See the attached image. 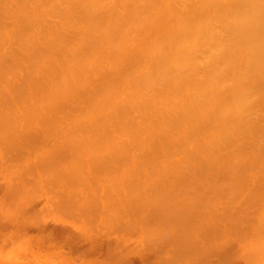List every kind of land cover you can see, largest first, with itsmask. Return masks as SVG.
Listing matches in <instances>:
<instances>
[{
	"label": "bare ground",
	"instance_id": "1",
	"mask_svg": "<svg viewBox=\"0 0 264 264\" xmlns=\"http://www.w3.org/2000/svg\"><path fill=\"white\" fill-rule=\"evenodd\" d=\"M106 10L111 12V17L108 13H105ZM118 11L122 14H117L116 12ZM100 15L102 17H100ZM105 15L108 16L106 17ZM105 17L107 19L104 20L103 18ZM46 75L48 76L45 79L44 77ZM0 83L4 84V88H0V134L2 136H0V143L3 142L1 143L2 145L7 141L6 144L8 146L4 144L1 150L7 149L6 152L10 153L8 155L9 157L11 156V159L15 160L18 158V164H15V167L18 169L19 166L17 165L21 162L20 158L23 159V154L26 151L22 153V150L18 149L17 151V148H23L27 140L29 141V139L33 138L35 135H37L36 138L34 137L35 140L31 139L30 143L34 141L37 146L40 144L42 147H44L45 142H47L44 137L46 134H50V136L54 138V140H52L53 138L50 139L53 141V145L52 143H46V145L50 144L49 147L47 148V146H45L46 148L44 147L40 152L44 159H42L39 152V154L35 155L42 159L41 164L39 159L35 157L40 163L38 166L37 164L35 165L41 170L40 177H43V172L45 176L50 172L52 175H50V180H53V176L61 178L60 176L65 172L62 176V179H64V181L62 180V187L65 185V188H63V191H60L63 194L59 193V190L56 188L59 187L57 185L59 180H57V184L53 183L56 187L49 184L51 189L54 187V189L56 188L55 190H57L56 193H53V190H51L53 194L57 195L59 193V196H57L58 198L62 196V198L60 197L61 199L59 198L58 200L57 198L52 201L48 200L50 203L53 202V207H55V204L57 205V209L56 207L55 209L58 212L61 210V215L64 214V217H66L65 215H68L67 212L72 213V211L69 210H75V208H77L76 211L78 213L73 211L72 214L74 215L77 213L80 217L85 216V218L87 216L89 217L90 214H94L96 217L98 214L97 212H101L104 214H100L104 216L101 219L100 215V223V221H103L104 217L108 215V213L105 214L107 209H113L114 211L112 210V212L115 215L112 217L118 215L120 217V214L123 212H121L120 207H117L118 205L116 206L118 209L114 207L117 203L115 204L112 200L115 198L113 196L114 192L118 194L119 188L121 189V194L123 190L124 194H126L129 199L131 197V200H133L131 202L129 201V206L133 209L131 211L123 204L128 209L126 210V216H129L126 219L128 221H126V223L124 222V224L122 221L123 219H120L119 222V218H116L118 222L116 220L115 222L112 220L111 216H108L104 219V224H101L102 226L99 223L97 224V226L99 225V229L106 226V228H108L109 223L112 221L116 224L114 225L115 227H113V231L114 229L116 231H121L118 228L122 229V227H124V229H127L128 227L129 232H127L130 234L132 225H134L133 228L137 229V222L142 218L139 222L141 226L148 220L146 226H144L145 224L143 225V235H148L147 233H149L150 229L153 230H151L149 236L154 235L155 230L157 231L156 228L154 229V226H158L156 224V222H159L158 219L162 222L159 223L161 228L166 227V230L169 229L170 232L174 230V234H172L173 232L171 233L174 236L180 233L179 235L185 237L186 235L184 234L188 232L186 239H181V237L177 235L178 238H175H177L179 242L176 243V241H174L177 244L175 245V243H173L175 238L170 235L168 230L166 231L163 228L168 236L165 234V231L162 233L163 231H161V229L157 231V237H161L159 242H161L166 235V240L164 239L163 241L166 243L172 241L173 246L177 247V250L176 247L173 249L174 251L176 250V252L178 251L177 253L179 256L174 253V251L171 252L172 247L170 248L169 246L168 251L174 255H170L169 258L167 257L170 260L166 258L167 263L165 262L166 264H173L174 256L177 258L181 255V259L185 252L186 256H189L188 254L191 252H193L192 254L196 253V251L197 253H203L202 250L205 248L204 252L207 253L206 249H208L212 243L210 240V244H208L210 238H207V235V239L203 237V239H205L204 241L208 240L206 241L207 243L202 241L203 244L201 242L203 244V246H200L202 250L198 246L196 248L193 244L194 241L199 240V237L195 240L189 237L190 240H187L188 235L192 236L193 227L198 228L197 226L192 225L193 227H190L191 225H186L190 223H188V219L190 220L193 216L191 219L194 220V215L199 217L201 215H198L200 211L201 213L203 212L204 216L201 215L199 218L203 216L204 219L207 218L210 222L213 221L212 223H208L207 219H205L209 226L215 222V218L219 221L218 223L223 220L226 227L229 226V231L227 232L229 236L231 231L234 230L237 234L232 233V235L235 234L234 236H239L240 233L242 234L238 237V241L241 243L242 239H245L243 240L246 241L243 242V246H246L245 252L242 251V253H238L237 251V254H242V257H246L242 258L244 262L246 259L248 260L249 233L247 237H245L246 235L244 233L249 232L248 229L250 227L246 229L247 227L245 226V232H243V230H239L241 228L238 227L244 228V226L238 223L243 221H245L243 222L244 224H246V222L248 223L247 219L249 213L246 212L248 215L246 219L245 211L248 210L249 212V205L252 206L250 204L251 201H249V199H252V195H250L251 192L257 189H255V187L259 188L256 190V193H259L258 190L264 189L260 188L259 185L255 183V179L257 180V178H255L256 175L261 179V183H264V159H262V154H264V124L261 123L262 120H264V0H0ZM64 118L65 121L63 122ZM34 124H39V126L42 125V128H46L42 129L39 127L41 129L40 131L39 128L37 129L36 126H33ZM57 125H60V127L58 128ZM21 126H23V130ZM31 127H34V130L36 129L38 133L35 134L31 130V134L30 130H27ZM17 129L20 130L16 131ZM4 131H6V133ZM27 133L31 136H29V139H26L28 137ZM2 134L4 136L6 135L5 138ZM11 134L13 136L17 135L16 138L19 136L21 142H18L19 138L16 140ZM22 135L26 136V138H23L24 136ZM42 137H44V139ZM12 139L14 141H12ZM24 139H26V141H24ZM59 139L60 143L56 146V142ZM66 139L70 141L69 144L66 143ZM43 140H45V142H43ZM30 143L25 145L29 148V152L31 151L30 146L34 144ZM63 145L69 148L68 158L65 156L67 159L61 160L62 162L64 161V163L69 161V166L66 164L67 162L65 163L68 171L62 168L59 169L61 161L59 162L60 159H58V161L55 160L61 156L59 153V155L57 154L59 157H56L54 150ZM40 147L41 146H38L39 151ZM15 149L17 152H15ZM4 151L5 150L2 151V156H4V154L6 155ZM18 152H20L22 154L20 156L23 157L19 156L16 158ZM48 154L55 155L54 159L53 156L51 157ZM48 156L54 161L51 159V162ZM35 158L33 161L34 163L37 162ZM45 158H48L49 160H47L51 163L49 162V164H47L48 161H46ZM43 161H45V164H43ZM53 162H56V164ZM57 164L60 166H57ZM20 165L23 169L24 165L21 163ZM28 165L30 167L32 166L30 163ZM40 165L42 166L40 167ZM29 166L26 168L32 169L33 171L34 167L29 168ZM46 166H49V169ZM55 167H59L58 171H63L58 172ZM38 168L37 170H39ZM30 170L28 171L32 173ZM13 171L16 172L14 169ZM22 171L23 173L27 172L25 168L21 170V173ZM55 171L59 173L60 176H57ZM68 172L69 174H67ZM251 174L253 175L251 176ZM33 175L36 176V174ZM91 175L92 177L97 176L98 179H100L99 185H96L94 181L90 180L93 182V187H97L94 189L98 191L100 187V192L106 193H102L101 195L99 192L100 197L103 196L101 199L105 198L103 201L104 204L107 203L106 205L102 203V205H104V209L102 206L103 210L101 209L100 203L97 202L99 198H97L96 194H94L93 197L86 192V194H89L88 196L96 199L94 202H92L93 198L91 197H88L89 200L87 201L86 199L88 198L84 200L85 194L83 196L84 198H79L78 191L87 186H84L86 183H84L85 181L83 178L86 176L89 178ZM23 178L25 179H23L24 181L22 180L23 184L27 181H31L30 185H33L34 188L36 187L37 190V186L34 185V180H28L26 177ZM41 179L43 180V178ZM71 179L73 181H71ZM68 180L71 181V184ZM45 181L47 180L43 182ZM48 183H50V181ZM59 183L61 184V182ZM66 184L67 186L71 185V188H67V191L71 193L67 192L64 194L67 187ZM46 185L48 184L46 183ZM33 187L32 190L35 192L36 190ZM46 187L47 186L43 188L47 189ZM19 189L18 187L16 191L14 190L15 194H17V192L18 194L23 193V191ZM27 190L29 192V189ZM19 191L22 193H19ZM203 191L210 193V195H205ZM120 193L119 197L123 200ZM74 194L75 196H70ZM64 195L70 196L69 200L67 196V198L63 197ZM31 196L35 195L33 194ZM106 196L109 197V199H107ZM201 196H208L207 199L211 196L209 200L204 197L209 203L206 202V205L203 204L200 200L202 199ZM6 197H8V195ZM64 198L66 201H61ZM77 199L78 201L79 199L82 201L84 200V203H81L85 205V208L82 205L83 209H81L83 211L80 209L81 204H79V208L77 207L79 205L75 206V201H77ZM197 199L200 200L202 204L197 202ZM26 200L28 201V199ZM106 200H108V202ZM256 200L259 199L256 197ZM25 201H20L18 204L21 206L23 204H21V202L26 203L27 201ZM29 201L32 202V200ZM54 201H57V203ZM78 201L76 203H79ZM90 201L93 203L92 205ZM114 201L116 200L114 199ZM219 201L223 204V206L222 204L221 206L226 212H224V216L221 215L222 217H226L224 219L220 216V213L223 212V208H220L222 209V211L220 210L221 212L216 211V206L220 207ZM242 201L244 204H247L246 206L244 205L245 207H243ZM72 202H74V205L71 204ZM109 202L111 203L108 204ZM216 202L219 204L217 205ZM255 202L254 204H256ZM240 203L242 206L239 205V208L235 207ZM28 204L23 206V209L16 204L20 209H15L16 211H21L23 214L25 211L28 213L29 211L26 209ZM32 205V203L29 205V207H32V209L29 208L31 210L29 214L30 218L34 217L35 219L40 213H38L39 211L33 212L32 210H36V206L33 207ZM191 205H197V207H195H199V209H192ZM261 205L262 207L260 206L258 208L260 210L264 209V203ZM9 206L11 207L12 205L9 204ZM59 206L64 207L59 208ZM89 206L93 208L91 207L89 209ZM96 207L100 208L98 209ZM135 207L138 211H143H140L143 213V216L134 221V218L136 219V216L139 215ZM140 207L141 209L139 210ZM43 208L42 206L41 209L45 210ZM200 208L205 209V212ZM235 208L236 210L238 208V212L240 210V217L239 213L234 211ZM64 209H66V212ZM190 209L193 210V212ZM42 210L40 211L42 212ZM84 210L86 213L90 212V214L86 216ZM155 210H157L158 213L157 211L155 212ZM94 211L97 212L94 213ZM115 211L120 214H117ZM206 211H209L210 214H208L210 216L206 214ZM261 211V214L256 213V211H254L255 213L252 212L254 215L257 214L255 215L257 218L259 217L258 222L256 223L254 222L256 220H254L253 223L260 224L259 226L253 224V226L258 227L260 231L264 230L259 229L264 228V225H262L264 224L262 223L264 222L262 221L264 220V216H261L264 215V210ZM31 212H33L34 215L35 212H37L36 216H33V213L31 215ZM130 212L133 214L135 213V217L132 218ZM175 212H182V219H175L178 214ZM211 212H214V217H212L213 214ZM241 212L243 213L241 214ZM156 214L158 218L149 221L151 216L154 215V217H156ZM258 214L260 216H258ZM46 215L47 214L44 216ZM73 215H71L72 219ZM181 215L179 217H181ZM231 215H233L234 218H232ZM237 215L238 219H236ZM254 215L250 218H254ZM109 217L111 220H109ZM219 217H221V220H218ZM77 218L80 219L79 216ZM91 218L93 217L88 218L89 222ZM203 218L201 219L203 220ZM34 219L32 218V221L36 220L34 224L38 226L39 223H36L38 219ZM163 219H167L168 221L174 219V224H172V221L168 224V221H164ZM235 219L236 221L238 220V222H236ZM84 221H87V219ZM184 221L186 224H183ZM89 222L87 223L90 224L89 227L93 231L94 221H92L93 225ZM164 222H167L166 226ZM0 223H2V221H0ZM105 223H107V225H105ZM154 223L155 225H153ZM202 223L203 222L200 221V224ZM218 223L216 222V224L214 223V226H212L214 230L213 233L216 236L215 239L213 238V234V237H211V234V236H209L214 240H216L218 235L221 236L218 237L219 239H225L226 237V235H223L224 232H222V234L217 233V231H222L221 228V230H218L219 228L217 227L219 225L222 226V223ZM113 224H111V228ZM149 225L151 227H149ZM168 225L172 227L171 229H174L171 230L167 227ZM206 225V223L204 226L199 225L201 229L198 231L199 234L197 231L195 232V236L202 234V237L206 234L205 231L207 233L211 232L210 230L212 228L210 227L211 229L209 230L208 225ZM235 225H237V227ZM3 226L4 224L2 223V227ZM70 226L68 225V228ZM188 227L192 228V230ZM204 227H207L208 230L203 229L201 232L200 230ZM106 228L105 231L102 232H106L105 235L108 232L111 234L112 230L110 229L111 231L108 230L107 232ZM146 228L149 229V231ZM235 228L240 232L239 235ZM185 229L189 230L185 232ZM254 230H256V228ZM94 231L96 230L94 229ZM145 231H147V233ZM224 231L226 232L227 230L224 229ZM125 232L124 230V233ZM48 233H50L49 230L45 235H42L44 237L43 241H46V236L49 238L50 234ZM159 233L162 236L159 235ZM88 234H90V232ZM163 234L165 235L163 236ZM146 235L142 237L143 240L147 238ZM42 236L39 238L41 240L39 241L41 245H43V243H41L43 242ZM234 236L232 237L236 240L237 237L234 238ZM17 237L18 236H16L17 240L15 238V240L13 239L14 241L11 239L12 241L10 243L6 237L8 242L5 240L7 243H5L6 245L3 244L5 246L1 249L5 254L3 255L2 253L0 257L3 256L7 258L6 255L9 254L10 250L5 251L4 249L5 247L9 249L11 243V245H13L14 242H18L19 239ZM21 238H24V236H21ZM33 238H36V236ZM30 239L33 242L32 238ZM148 239L149 238H147V242H145L147 243V247H151V243L153 242H155L156 246L158 245V242L156 243V238V241L153 240L154 238L152 239L153 241L149 239L151 243L149 242L150 244L148 245ZM108 240L109 239H107L106 242ZM191 240H194L193 243ZM27 241L28 239L23 242L21 241L22 245H24V242L28 245L29 241ZM188 241L189 245H187ZM217 241H219V243ZM217 241L215 242L218 246L222 240ZM227 241L229 240L227 239ZM180 242H183L186 248H188L187 246L194 245L196 250L193 248L192 251L190 246L189 248L191 251L188 252L185 247L179 246L181 248L180 250L178 247ZM190 242L193 245L190 244ZM57 243L59 244V242H56V244L54 242V246L52 244H47V246L43 245L42 249L49 248V251H51L50 249H56L59 252V256H61L60 251H62V254L63 250H61L62 247ZM197 243L195 244L198 245ZM222 244L224 245L225 243ZM57 245L61 248H57ZM206 245L209 246L207 247ZM69 246L71 245L67 247ZM81 246L79 247L80 252L76 250L81 253V258L82 254L83 257L87 254L86 258L90 256L92 259L91 261H93L94 258L91 256L93 253H90V251L88 252L90 255L87 252L85 253ZM84 246L86 247V245ZM213 246L215 249L211 247V250H214V252L217 251L216 253L221 250L220 252L222 254L224 253V251H222L224 248L222 247H226L227 243L226 246L222 247H216L215 244ZM243 246L240 248L244 250ZM17 247H19V245ZM28 247L29 245L25 247V249L34 254L35 250H31L33 247H29V249ZM19 248L21 249V247ZM40 248H37V253L41 252ZM71 248H69V250H71ZM80 248L82 249L80 250ZM182 248L185 249V252H183L184 250L182 251ZM216 248L220 250L218 251ZM162 249L163 248H161L160 251H162ZM210 249L207 251H209L211 256L215 253L211 254ZM13 250H15V247ZM13 250L10 253V258L16 257L17 251L15 250L16 252H14ZM104 250H106V248ZM76 251L75 254L77 253ZM52 252L46 254V252L42 250L41 253L43 254L40 253L38 256L40 257L43 255L44 260L45 257L46 260L50 258L56 259ZM179 252L181 254H179ZM103 253L104 254L101 255L105 256L102 257L105 259L106 255H111L112 257L114 255L109 254L110 252L108 253V250ZM155 253L157 252L155 251ZM205 253H203L204 260H211V262H213L215 258L208 259L207 257L209 254L205 255ZM18 254L20 255V253ZM64 254L68 253L64 252ZM192 254H190V256ZM27 255L30 256L31 254L28 253ZM78 255L79 254H77V256ZM115 255L118 256V253ZM111 256L108 257V261L105 260L107 263L113 264L115 261H118L116 264H123V262L128 260V264H131L129 259L126 258L125 260V258L123 259V257H120V252V258L116 256L112 258ZM157 256L160 259L161 256H159V253H157ZM197 256L198 258L195 259L191 257V259H195V262H197L199 255L195 257ZM202 256L203 255L200 256V259ZM33 257H36L35 254ZM58 257L59 263L67 258L64 256L65 258L62 257L61 260ZM170 257H172V260ZM229 257H231L230 254ZM110 258L112 260H110ZM29 259L30 257H28L27 260L28 264ZM69 259L71 258H67L66 261ZM188 259L189 262L192 261L190 258ZM175 260H178L176 264H179V258ZM180 261H182V259ZM37 262L39 263V261ZM199 262V264H201L202 261L199 260ZM214 262H216L214 264H220V262L216 260ZM0 263H3L1 259ZM74 263L76 264V262ZM94 263L102 264V262L100 263L98 260ZM185 263L188 264L187 262ZM203 263L204 261L202 264ZM87 264L89 263L87 262ZM90 264H92V262ZM192 264H194V262Z\"/></svg>",
	"mask_w": 264,
	"mask_h": 264
},
{
	"label": "rangeland",
	"instance_id": "2",
	"mask_svg": "<svg viewBox=\"0 0 264 264\" xmlns=\"http://www.w3.org/2000/svg\"><path fill=\"white\" fill-rule=\"evenodd\" d=\"M154 2V1H153ZM110 11H108V10H106L105 11V13H108L109 15H110V17H111V12L109 13ZM113 12H115V11H113ZM121 12H123V11H121ZM105 13H103V14H105ZM117 14L119 13V11L118 12H116ZM115 14V13H114ZM119 14H122V13H119ZM106 17L108 16V15H105ZM100 17H102L101 15H100ZM103 18L104 20L105 19H107V18ZM109 17V18H110ZM47 76L48 75H46L44 78L46 79L47 78ZM0 88H4V84L3 83H0ZM0 121H1V119H0ZM65 121V118L63 119V122ZM262 124H264V120H262V122H261ZM4 124V123H3ZM2 125V124H1ZM33 126H36L37 127V129L40 127V128H42L41 126H39V124H34ZM44 126V125H43ZM22 127V130H23V126H21ZM57 127L59 128L60 127V125H57ZM3 128V127H2ZM17 128V127H16ZM39 128V130L41 131V129ZM46 128V127H45ZM44 127L42 128V129H45ZM14 130H15V128H14ZM18 130H20V129H17L16 131H18ZM26 130V129H25ZM27 130H30V133L33 131L35 134L36 133H38V132H36V129L34 130V127H31L30 129H27ZM32 130V131H31ZM43 131V130H42ZM47 131L49 132V130L47 129ZM3 132V131H2ZM5 133H6V131H4ZM22 132V131H21ZM20 132V133H21ZM25 132V131H24ZM4 133V134H5ZM12 133V132H11ZM10 134V133H9ZM13 134V133H12ZM11 134V135H12ZM22 134H23V132H22ZM25 134V133H24ZM28 134V133H27ZM32 134V133H31ZM3 135V134H2ZM14 135H15V133H14ZM34 135V134H33ZM33 135H32V137H33ZM43 135V134H42ZM0 136H1V134H0ZM4 136V135H3ZM6 136V135H5ZM5 136H4V138H5ZM17 136V135H16ZM16 136H13L12 135V137H15L16 138ZM21 136V135H20ZM22 136H24V135H22ZM28 137L26 138V136H24L23 138H26V139H29V136H30V134H28L27 135ZM36 136L37 135H35L34 137L36 138ZM50 136V134L48 135V134H46L44 137H45V139L47 140V142H45V140H43V142H45V146H47V148L49 147V145L47 144L46 145V143H52V145H53V141L52 140H54V138L53 137H49ZM2 137V136H1ZM9 137H10V135H9ZM11 137V138H12ZM31 137V136H30ZM34 137L33 138H31V139H34ZM44 137H42L43 139H44ZM49 137V138H48ZM8 138V137H7ZM14 138V139H15ZM18 138H19V136H18ZM18 138H16V140L18 139ZM22 138V139H23ZM53 138V139H52ZM26 139H24V141H26ZM31 139H29V141L27 140V143H30L31 141ZM50 139H52V140H50ZM10 140V139H9ZM35 140V139H34ZM2 141H3V138H2ZM12 141H14L13 139H12ZM23 141V140H22ZM66 141V143H68L69 144V140H65ZM10 142V141H9ZM18 142H21V139L19 138V141ZM1 143H3V142H1ZM1 143H0V145H1ZM6 143H7V141H6ZM6 143H4V144H6ZM12 143V142H11ZM25 143V142H24ZM26 143V144H27ZM32 143H34L33 144V146H30V145H28V146H30L31 148V153L29 152V148L28 147H26L25 145L23 146V148H21V147H19V148H17V151H18V149H21L22 150V153H24L25 151V153L23 154V156H20V155H22L20 152H18V156H16V158L17 157H23V159L22 158H20L21 159V164L22 165H24L23 166V169H22V166L20 165V163H19V165H17V166H19L18 167V169L15 167L16 165L15 164H18V158L17 159H11L10 157H9V155L8 154H10L9 152H6V150L7 149H3V150H5L4 152H6V155L4 154V156H2V154H3V150H1V148H2V146L4 145V144H2L1 145V147H0V221H2V223L4 224V226L2 227V223H0V225H1V227H0V256L2 255V253H3V250H1L2 249V247L4 248V246L6 245L5 243H7L8 241H9V243L15 238L16 239V236H18L17 238L19 239L18 240V242L21 244H19L18 242H14V244H16V245H9V247H8V245H7V247L9 248V249H7L6 247H5V251L6 250H10V252H9V254H7L6 256H7V258H5V257H0V259H1V261H3V263L2 264H10L11 262V264H18L19 262V264H28V257H30V259H29V264H43V263H45V264H58L60 261H58V259H57V257L59 256V252H58V250H56L53 246V243L55 242V244H56V242H59V246H61L62 247V249L61 250H63V253L61 254V252L62 251H60V255L61 256H59L58 258L59 259H61L62 257H67V258H71V259H69L68 261H66L67 260V258H65V259H63V261H61V263H59V264H75L74 262H76V264H87V262L90 264L91 262H92V264H95L94 262H96L97 260H98V262H102V264H110V263H107V259H109L108 257H110L111 255H109V254H117L118 253V256L117 255H115L116 257H118V258H120V257H123V259L125 258V260H126V258L127 259H129L130 261H131V264H163V263H167V259L169 258V256L171 255H174V254H172L171 252L172 251H174V247H176V246H173V244H172V241H168V243H166V242H164L163 240L165 239V237H166V235L168 236V234H167V230H168V232L170 233V235H172V234H174V228L173 229H171L172 227L170 226L169 227V225L167 226V227H169L171 230H173L172 232H170V230L169 229H167L166 230V227H163V228H161L160 226V224L159 223H162V222H160V220L158 219V221L159 222H156V224L158 225L157 227H155L156 225H155V223L153 224V225H155L154 226V229L156 228L157 229V231H160V229H161V231H163L162 233H164V231H165V234H163V236L165 235V237L161 240V242H159L160 241V236H158L159 237V239H158V237H157V235H158V232L155 230V232L154 231H152V232H154V235L153 236H156V237H153V236H149V233L151 232V230H153V229H150V231H149V229H147L148 231H149V233H147V231H145L148 235H146L147 236V238H149L150 240H152L153 238V240L154 241H156L155 240V238L157 239V241H156V243L158 244L157 246L155 245V242H153V243H151L150 242V240L148 239V245L151 243V247H147V243H145V242H147V238H145L144 240L142 239V237H145V235H143L144 233H143V230H142V228L144 227V226H146V222L148 221L147 220V218H146V222L144 223V224H142V226H141V224L139 223L140 222V220H142V218L140 219V217H142L143 216V213H141L140 211H142V210H140L141 209V207L139 208V210L140 211H138L137 209H136V207H138V206H136L135 207V209L139 212V215L138 216H136V219L134 218V221L135 220H138V219H140V220H138V222H137V229L136 228H133L134 227V225H132V229L131 228H129V229H131L132 231H130L131 233L130 234H128V227H127V229H124V227H122V229L121 228H118V229H120L121 231H116L115 229H114V231H113V227H115L114 225H116L115 224V222L117 221L118 222V218H119V222H120V219L123 221V223L125 222L126 223V221H128V220H126L129 216H126L127 215V212H126V210H128L127 208H129L130 210L129 211H131V210H133V209H131V207L129 206V201L131 202V201H133V200H131V197H130V199L128 198V196L126 195V194H124V192H123V190H122V194L120 193L121 191V189H119L118 188V194L116 193V192H114V199L117 201H114V199H112L113 200V202L116 204L115 206H114V204H113V206L115 207V208H117V207H120V209H121V212H123L122 214H120V213H117L116 211V213L117 214H120V217H119V215L118 216H115V217H112L113 215H115V214H113V212H112V210L113 209H107V211L105 212V211H103V212H105V214H107L108 213V215L106 216V217H108V216H111L112 217V220L113 221H115V222H110L109 223V226H108V228H106V227H103V228H98V226H97V224L99 223V219H100V215L101 214H104V213H101V212H97V211H94V213L95 212H97L98 214L96 215V217H95V215L93 214H90V212L88 213H86V211H85V215L87 216V215H92V216H90L89 215V217H93V218H91V220L92 221H94V225H93V223H92V221L90 220V222L88 221V218L86 217L85 218V216H81L80 217V215H78L77 213V208H75V210H69V211H72V213H73V211L75 212H77L76 214H77V217L79 216V218L80 219H78L77 217H76V214H74L75 215V219H74V215L72 214V213H69V212H67L68 213V215H65L66 217H64V214H63V212L65 211L66 212V209H64V211L62 212V214L63 215H61L60 213H61V210L58 212L56 209H57V205L55 204V207H56V209H55V207H53L54 206V204H52V203H50V201H48V200H56V198H57V200L61 197L62 198V196H60L59 198L57 197V196H59L58 194L59 193H62V192H60L61 190L63 191V188H65V185H64V187H62L63 185V181H64V179H62V176H63V174L65 173V172H63V174H62V176H60L59 175V173H57L56 171H58V168H56L55 167V169H57L55 172L57 173V176L59 175L61 178H56L55 176H53L52 177V179L53 180H50L49 178H50V175H51V173L50 172H48V174H46L47 176H45V173L43 172V177H40V172H41V170L38 168V167H36V165L35 164H37V166L41 163L42 164V159H44V157L43 156H41L42 154L40 153L41 151H42V149L45 147L44 145V147H42V145H40V144H38V146H41L40 147V151H39V148H38V146L36 145V142H32ZM32 143H30V144H32ZM58 143H60V139L59 140H57V142H56V146H57V144ZM10 144V143H9ZM13 144V143H12ZM16 144V143H15ZM20 144V143H19ZM44 144V143H43ZM67 144V145H68ZM14 145V144H13ZM17 145V144H16ZM16 145H15V148H16ZM51 145V146H52ZM6 146H7V144H6ZM10 146V145H9ZM35 146H37V147H35ZM69 146V145H68ZM68 146H66V145H63V146H60V147H58L56 150H54V154H56V157H59L58 155H59V153H60V156L62 157V159H61V157L60 158H56L55 160H57L58 161V159H60L59 160V162L61 161V160H66L67 158H68V152H69V148H68ZM8 147V146H7ZM35 147V148H34ZM4 148H6V147H4ZM26 148V149H25ZM46 148V147H45ZM36 150V152H35V150ZM65 149V150H64ZM10 150V149H9ZM13 149L11 148V151H12ZM58 150V151H57ZM64 150V151H63ZM16 151V149H15V152H17ZM60 151V152H59ZM63 151V152H62ZM13 152V151H12ZM14 152V153H15ZM40 153V156L42 157V159H40V157L38 158V157H36L35 155L36 154H39ZM56 152V153H55ZM63 153V154H62ZM67 153V154H66ZM53 154V153H52ZM58 154V155H57ZM8 155V156H7ZM16 155V154H15ZM49 155V154H48ZM14 156V155H13ZM49 156H53V159H54V156L55 155H49ZM48 156V157H49ZM65 156L67 157V158H65ZM39 159V161H40V163H39V161L36 159ZM51 157H49L50 158V161H51ZM13 158H15V157H13ZM34 158L36 159V163H34L33 161H34ZM64 158V159H63ZM19 159V160H20ZM46 159V158H45ZM48 159V158H47ZM46 159V161H48ZM52 159V160H53ZM262 159H264V154H262ZM15 161V162H14ZM50 161H48L47 162V164H49V162ZM54 161V160H53ZM26 162V163H25ZM52 162V161H51ZM50 162V163H51ZM67 162V163H66ZM65 163L66 164H68L69 163V161H66ZM14 163V164H13ZM30 163V165L32 164V166L30 167L28 164ZM53 163H55L56 164V162H53ZM52 163V164H53ZM61 163V164H60ZM59 164L62 166H60V165H58L57 164V166H60V168L59 169H63V170H67L68 171V169H67V165H65V163H64V161L62 162H60ZM11 164H12V166H11ZM27 164V166H29V168H33L34 167V169H33V171H32V169L30 170V169H28V168H26L25 167V165ZM43 164H45V161H43ZM46 164V165H47ZM51 165V164H50ZM9 166V167H8ZM42 165H40V167H41ZM53 166V165H52ZM68 166H69V164H68ZM44 167V166H43ZM46 167H48V169H49V166H46ZM45 167V168H46ZM251 167V166H250ZM8 168V169H7ZM16 168V169H15ZM19 168H21V169H19ZM24 168L26 169V171L27 172H24L23 173V171H22V173H21V170H24ZM36 168V169H35ZM37 168L39 169V170H37ZM51 168V167H50ZM54 168V167H53ZM251 168H253V167H251ZM13 169L16 171V172H14L13 171ZM43 169V168H42ZM28 170H30L32 173H30ZM44 170V169H43ZM42 170V171H43ZM62 170V171H63ZM112 170V169H111ZM249 170H250V168H249ZM7 171V172H6ZM35 171V172H34ZM47 171V170H46ZM49 171V170H48ZM59 171H61V170H59ZM58 171V172H59ZM61 171V172H62ZM29 172V173H28ZM71 172V171H70ZM252 172H253V169H252ZM255 172V171H254ZM47 173V172H46ZM56 173H55V175H56ZM251 173V172H250ZM33 174H36V176H34ZM67 174H69V172L67 173ZM25 175V176H24ZM253 174H251V176H252ZM255 175H256V173H255ZM254 175V176H255ZM52 176V175H51ZM67 176V175H66ZM87 176H89V175H87ZM87 176L85 177V178H83V180L85 181H83L84 183H86V184H84V186H86V188H87V190H86V188L84 189V188H82V190H83V192H82V190L80 189V191H78L79 192V198H82L83 196H84V194L86 195L85 196V198H84V200L86 199V198H88V197H91V196H88L89 194H91L93 197H94V194H96L97 195V198H99L98 199V203H100V206H101V209H102V206H103V209H104V205H106L107 203H105L104 204V199H101V198H103V196L102 197H100V194H99V192L101 191V188L99 187V189H98V191H96V189H94V188H97V187H93V182H91L90 180H92V181H94V183H96V185H99V180L100 179H98V177L97 176H95V177H92V175H91V177H89V178H91V179H89V178H87ZM23 177H26L28 180H34V185H36L37 186V190H36V187L34 188L33 187V185H30L31 184V181L29 182V181H25L26 183H24L23 184V181L25 180ZM30 177H32V178H30ZM49 179H47V178ZM41 178H43V180L41 179ZM46 178V179H45ZM64 178V177H63ZM67 178H70V177H67ZM66 178V179H67ZM255 178H257V180L255 179V183L256 184H258L259 185V187L260 188H264V183H261V179H259V177L256 175L255 176ZM24 179V180H23ZM55 179H56V182H55ZM65 179V180H66ZM79 179V178H78ZM23 180V181H22ZM42 180V181H41ZM44 180H47L48 182L50 181V183H48L47 181H45V182H43ZM57 180H59V182H61V184L57 181ZM63 180V181H62ZM82 180V179H81ZM22 181V182H21ZM52 181V182H51ZM69 181V180H68ZM71 181H73L72 179H71ZM71 181H69V183L71 184ZM33 182V181H32ZM45 184H43V183ZM57 182H58V184H57ZM66 182V181H65ZM46 183L48 184V185H46ZM53 183L54 184H57L59 187H56V186H54L53 185ZM43 184V185H42ZM51 186H54V187H56L59 191V193L56 195V194H53V193H56L57 192V190H55L54 189V187H52V189H51V187H50V185ZM65 184V183H64ZM83 184V183H82ZM36 190L35 192H34V190H32V187ZM45 186H47L46 188L47 189H44L43 187H45ZM66 186H67V184H66ZM71 185H69V186H67L66 187V190L64 191L65 193L64 194H66L67 192L68 193H71V192H69V191H67L68 189V187L69 188H71L70 187ZM83 186V185H82ZM256 186V185H255ZM19 187L20 189L19 190H21V191H23V193L21 192V191H19V193H22V194H18V192H17V194H15V191L17 190V188ZM50 187V188H49ZM62 187V188H61ZM259 189L258 187H255V189ZM27 189H29V192H28V190ZM30 189H31V192H30ZM90 189V190H89ZM254 189V188H253ZM256 189V190H257ZM15 190V191H14ZM45 190H48V191H50L51 192V190H53L51 193L50 192H48V191H45ZM70 190V189H69ZM72 190V189H71ZM85 190V191H84ZM205 190V189H204ZM208 190V189H207ZM206 190V191H207ZM256 190L254 191V192H251V194L250 195H252V199H249V201H251V205L252 206H250L249 205V212H248V210H246L245 211V215H246V219H247V217H248V215H249V217H248V219H247V221H248V223H249V226H248V223L246 222V224H244L243 222H245V221H243V222H241V223H238L239 225L240 224H242V226H244V228L243 227H238V228H241V229H239V230H243V232H245L244 231V229H245V226L247 227L246 229H248L249 227V232H247V233H244L246 236L245 237H247V234L249 233V257H247L248 258V260H247V262H246V260H245V262H244V259H242V258H246V257H242L243 255L241 254V255H239V254H237V251H238V253H242V251H244L245 252V245L243 246V242H246V241H243V240H245L243 237V239H242V242L240 243V241H238V237H240L242 234L240 233V232H238L237 231V229H236V231L238 232V235H239V233H240V235L239 236H234L235 234H237V233H235V230L234 231H231V233H230V236H229V234L227 233L228 231H229V226L228 227H226V225H225V223L223 222V220H221L220 218L222 217L221 215H223L224 216V214L226 213L225 212V210H224V208L222 207L223 206V204L222 203H220V201H219V203H217V205L219 204V206L220 207H218V206H216V208H217V210L216 211H222V209H220L221 207L223 208V212H221L220 213V216L221 217H219V219L218 220H221L220 221V223H218L219 221H217V219H215L214 218V220H215V224H216V222L218 223V224H221L222 223V226L221 225H219V226H221V227H219V226H217L219 229L218 230H221L222 229V231H217V233L218 234H222V232H224L223 233V235L225 236L226 235V237H225V239H226V241H227V239L230 241H225V239L224 238H218L220 235H218V237L216 238V240H214L215 239V234L213 233V227L212 226H214L213 224L211 225V226H209V220L207 219V218H205V219H207V221H208V223L206 222V220L203 218V212L201 213L200 211H199V213H198V215L199 214H201V215H203L201 218H203V220L201 219V218H199L198 216H196V215H194V220H192L191 218L193 217H191L190 215H192V214H190L189 216L191 217L190 218V220L188 219V223L189 224H186L185 223V221L183 222V224L185 223L186 225H191L190 227H193V226H197L198 228H196V227H193L194 229L192 230V228H190V227H188L190 230H192V236H189L188 235V239L187 240H190V239H198V237H199V240L198 241H194V243H193V241L191 240V242L196 246V248H197V246L200 248V246H203V242H206V241H208V240H206V241H204L205 239H207V238H210L209 239V243L208 244H210V240H211V244H213L215 241H217V240H222L221 241V243L220 244H218V246L220 247L221 246V244L222 243H225L224 245L222 244V246H226V243H227V246L226 247H222V248H224V250H222V251H224V253H222L221 254V250L220 249H217L219 252L218 253H216V252H214V250H211L210 248L211 247H213L214 248V244H215V246L216 247H218L217 246V244H216V242L213 244V245H211L210 244V247L208 248V249H210L211 250V254H213V253H215V254H213V255H211L210 256V254H209V251H207L208 249H206V252L207 253H205L204 251V249L205 248H203V250H202V252L203 253H205V255H207V254H209V256L207 257L208 259H212V258H215V259H213L214 261L216 260V261H218V262H220V264H264V230H262V231H260V230H258V227H254L253 226V224L254 225H257V226H259L258 224H255V223H253V221L254 220H256V221H254V222H258V218L255 216V215H257V214H255L254 215V211H256V213H259V214H261L262 213V211L261 210H264V209H258L260 206L262 207V203H264V189H260V190H258L259 191V193L257 192L256 193ZM25 191V192H24ZM55 191V192H54ZM95 191H96V193H95ZM104 191H106V190H104ZM213 191H214V187H213ZM12 192V193H11ZM86 192H88L87 194H86ZM176 192V191H175ZM208 192H210V191H208ZM262 192V193H261ZM8 193V194H7ZM16 195V197H15V195ZM101 193V195H102V193L104 194L105 192H100ZM119 193L121 194V197H122V199L124 200V203H123V200H121L120 199V197H119ZM203 193H205V195L206 194H208V195H210V193H207V192H204L203 191ZM253 193V194H252ZM8 195V197H6L7 195ZM10 194H11V196H10ZM13 194V195H12ZM35 195V196H31V195ZM50 194V195H49ZM63 194V193H62ZM76 194V195H77ZM106 194V193H105ZM6 195V196H5ZM31 196V199H30V196ZM56 195V196H55ZM61 195V194H60ZM69 195V194H68ZM68 195H64L63 197H65V198H67L68 197ZM81 195V196H80ZM109 195H110V193H109ZM127 197H126V196ZM178 195V194H177ZM202 195H204V194H202ZM9 196H10V198H9ZM14 196V197H13ZM46 196V197H45ZM67 196V197H66ZM70 196H75V194L74 195H70ZM69 196V197H70ZM111 196V195H110ZM112 196V197H113ZM179 196V195H178ZM69 197H68V200H69ZM93 197H91V198H93ZM107 197V196H106ZM112 197H110V198H112ZM180 197V196H179ZM206 199H207V197L206 196H204ZM204 197H202L201 196V198L202 199H200L201 201H202V203L203 204H205L206 202L207 203H209V201H207V200H209V198L211 197V196H209V198L206 200ZM254 197V198H253ZM256 197L259 199V200H256ZM260 197H261V199H260ZM13 198V199H12ZM60 198V199H61ZM64 198V199H65ZM71 198H75V197H71ZM251 198V197H250ZM26 199H28V201L26 200ZM41 199V200H40ZM61 200V201H66V199L65 200ZM107 199H109V197H107ZM221 199V198H220ZM27 202H26V201ZM29 200H32V202L31 201H29ZM83 200V201H84ZM87 200H89V198L88 199H86V201ZM96 199H94L93 198V201L92 202H94ZM111 200V201H112ZM200 200H198L197 199V202H200L201 203V201ZM219 200V199H218ZM252 200H254V201H252ZM14 203H13V202ZM20 201H25L26 203H24V202H21V206L18 204V203H20ZM72 201H74V200H72ZM77 201H78V199H77ZM77 201H75V206H77V205H79V204H81L83 201L81 200V199H79V203H76ZM107 202H108V200H106ZM105 201V202H106ZM110 201V200H109ZM256 201V202H255ZM45 202V203H44ZM49 202V203H48ZM54 202H56L57 203V201H54ZM62 202V203H63ZM71 202V201H70ZM91 201H90V204L92 205L93 203H92ZM96 202V203H97ZM112 202V203H113ZM193 202V201H192ZM192 202H191V204H192ZM243 202V201H242ZM241 202V203H242ZM254 202L256 203V204H254ZM13 203V204H12ZM28 203H32L33 205V207H35L36 206V210H32L33 212L34 211H39L38 213H40V215L38 214L37 216L39 217H37L36 216V213L37 212H35V215H34V213L33 212H31V215H32V213H33V216H36L35 217V219L37 218L38 220V222H36L37 224H38V226L37 225H35L34 224V222L36 221L35 219H34V217H31L30 218V209H32V207H29V205L30 204H28ZM66 203V202H65ZM65 203H64V205H65ZM74 202H72L71 204L72 205H74L73 204ZM84 203V202H83ZM102 203L104 204V205H102ZM111 202H109L108 204H110ZM201 203V204H202ZM241 203L240 204H238V205H236L235 207H238L239 205L240 206H242L243 205V207H245L247 204L245 203L244 204V202H243V204L241 205ZM248 203V202H247ZM253 203V204H252ZM9 204H11L12 206L10 207L9 206ZM18 206H20V208H22L23 209V206H25V205H27L28 204V206L26 207V209L29 211L28 213L25 211L24 212V214L23 213H21V211H16V209H18L19 207H17V205ZM35 204V205H34ZM42 204V205H41ZM66 204H69L68 202L66 203ZM87 204V203H86ZM123 204H125V206L127 207H125ZM133 204V203H132ZM199 204V203H198ZM197 204V205H198ZM221 204H222V206H221ZM258 204V205H257ZM46 205V206H45ZM50 205V206H49ZM58 205H59V203H58ZM60 205H63V204H60ZM72 205H70V206H72ZM84 206V208H85V205L84 204H81V207H80V205L79 206H77L78 208L80 207V209L82 208L83 209V206ZM96 205H99V204H96ZM95 205V206H96ZM118 205V206H117ZM197 205H195L196 207H197ZM200 205V204H199ZM206 205V204H205ZM245 205V206H244ZM39 206V207H38ZM44 207L43 209H45V210H42L41 209V207ZM67 206V205H66ZM69 206V205H68ZM74 206V207H75ZM110 206V205H109ZM117 206V207H116ZM192 206V209L193 208H196L195 206H193V205H191ZM62 207H64V206H59V208H62ZM92 207V206H91ZM90 206H89V209L91 208ZM93 207H94V205H93ZM92 207V208H93ZM111 207V206H110ZM201 207H203V206H201ZM205 207V206H204ZM248 207V206H247ZM14 208V209H13ZM16 208V209H15ZM19 208V209H20ZM25 208V207H24ZM30 208V209H29ZM49 208V209H48ZM53 208V209H52ZM58 208V209H59ZM67 208V207H66ZM72 208V207H71ZM95 208V207H94ZM96 208H98V207H96ZM100 208V207H99ZM98 208V209H99ZM106 208H107V206H106ZM109 208V207H108ZM126 208V209H125ZM205 208H207V207H205ZM239 208V207H238ZM238 208H237V210H238ZM21 209V210H22ZM35 209V208H34ZM69 209V208H68ZM81 209V210H82ZM87 209V208H86ZM97 209V210H98ZM102 209V210H103ZM118 209V208H117ZM196 209H199V207L198 208H196ZM201 209V208H200ZM244 209V208H243ZM40 210H42V212L40 211ZM52 210H53V212H52ZM63 210V209H62ZM96 210V209H95ZM101 210V211H102ZM191 210V209H190ZM201 210H204V212H205V209H201ZM236 210V208H235V210L234 211H236V213L238 212ZM240 210H241V207H240ZM240 210H239V212H240ZM258 210H259V212H258ZM57 211V212H56ZM78 211H80V210H78ZM83 211V210H82ZM90 211V210H89ZM109 211V212H108ZM114 211V210H113ZM157 210H155V212H156ZM182 211V210H181ZM192 212H193V210H191ZM197 211V210H196ZM216 211H214L215 213H216ZM233 211V212H234ZM242 211H244V210H242ZM92 212V211H91ZM112 212V213H111ZM119 212V211H118ZM134 212V211H133ZM143 212V211H142ZM152 212H154V211H152ZM198 212V211H197ZM214 212L212 213L213 215H212V217H214ZM225 212V213H224ZM233 212H231V213H233ZM238 212V213H239ZM249 213L248 215H247V213ZM252 212H254L253 214H252ZM25 213H27V214H25ZM42 213V214H41ZM67 213H65V214H67ZM101 213V214H100ZM131 213V212H130ZM135 213L137 214V212L135 211ZM134 213V214H135ZM157 213H158V211H157ZM176 213V212H175ZM178 213V212H177ZM176 213V214H177ZM180 213V212H179ZM177 214V216L175 217V219L176 218H181L182 219V215H181V213L180 214ZM189 213V212H188ZM191 213V212H190ZM209 213V211L207 212L206 211V214H208ZM235 213V214H236ZM243 212H241V214H242ZM45 214H47L46 216H44ZM57 214V215H56ZM60 214V215H59ZM82 214V213H81ZM111 214V215H110ZM125 216H124V215ZM132 214V218L133 217H135L134 216V214L133 213H131ZM135 214V215H136ZM176 214H174V215H176ZM195 214H196V212H195ZM210 214V213H209ZM208 214V216H210ZM216 214H218V213H216ZM258 214V216H260ZM53 215V216H52ZM71 215H73V219H72V216L70 217ZM128 215H129V212H128ZM151 215V214H150ZM181 215V217H179ZM219 215V214H218ZM253 215H254V218H250V217H253ZM57 216H59V217H57ZM62 216V217H61ZM104 215H101V219H102V217H103ZM156 217H154V215H152L151 216V218L149 219V221L151 220V219H157L158 217H157V214L155 215ZM171 216H172V214H171ZM217 216V215H216ZM226 216V215H225ZM241 215H240V213H239V217H240ZM261 216H264V215H261ZM56 219H54V218ZM106 217H104V219L106 218ZM126 217V218H125ZM150 217V216H149ZM148 217V218H149ZM154 217V218H153ZM174 217V216H173ZM231 217L232 218H234V216L233 215H231ZM32 218L35 220V221H32ZM98 218V219H97ZM110 218V217H109ZM117 218V219H116ZM169 218V217H168ZM183 218H184V216H183ZM186 218V217H185ZM209 218V217H208ZM216 218H218V217H216ZM224 218H226V217H222V219H224ZM228 218V217H227ZM250 218V219H249ZM257 218V219H256ZM262 218V217H261ZM2 219V220H1ZM41 219V220H40ZM54 219V220H53ZM78 221H77V220ZM87 219V221H84V220H86ZM97 219V220H96ZM104 219H103V221H104ZM131 219V218H130ZM178 219V220H179ZM236 219H238V215H237V217H236ZM236 219H235V221H236ZM49 220V221H48ZM75 220H76V222H75ZM109 220H111V218L109 219ZM144 220V219H143ZM164 221H166L165 219H163ZM174 220V219H173ZM173 220H171L172 221V224H174V222H173ZM178 220H177V222H178ZM186 220V219H185ZM212 220H213V218H212ZM3 221H5V222H3ZM40 221V222H39ZM52 221V222H51ZM96 221V222H95ZM102 221V220H101ZM100 221V225L103 223V221L101 222ZM108 221V220H107ZM121 221V222H122ZM162 221V220H161ZM168 221V220H167ZM171 221L169 220L168 221V224L169 223H171ZM180 221V220H179ZM199 221V222H198ZM200 221H202L203 223L202 224H200ZM225 221V220H224ZM250 221H252V222H250ZM262 221H264V220H262ZM32 222H33V224H32ZM42 222V223H41ZM80 222V223H79ZM85 222H86V224H85ZM87 222H89V223H92L91 225H93L94 226V229L96 230V231H94V229H93V231L91 230V228L89 227L90 226V224H88ZM105 222H106V220H105ZM129 222H132V221H129ZM186 222H187V220H186ZM198 222V223H197ZM213 222V221H212ZM212 222H210V223H212ZM236 222H238V220L236 221ZM239 222H240V220H239ZM83 223H84V225H83ZM114 223V224H113ZM124 223V224H125ZM148 223V222H147ZM167 223V222H166ZM166 223L164 222V224H165V226H166ZM175 223H176V221H175ZM180 223V222H179ZM197 223V224H196ZM205 223L208 225V228H209V230L211 231V232H206L205 231V233L206 234H204V236H202L201 237V235H196L195 236V232L197 231V233H198V231H199V229H201V226L199 227V225H202V226H204L205 225ZM251 223V224H250ZM262 223H264V222H262ZM261 223V224H262ZM54 224V225H53ZM56 224V225H55ZM60 224V225H59ZM104 224V223H103ZM111 224H113L112 225V228H111ZM134 224V223H133ZM171 224V225H172ZM182 224V223H181ZM217 224V225H218ZM237 224V225H238ZM9 225V226H8ZM67 225V226H66ZM68 225L70 226L69 228H68ZM105 225H107V223H105ZM131 225V224H130ZM136 225V224H135ZM144 225V226H143ZM176 225V224H175ZM178 225V224H177ZM193 225V226H192ZM206 225V226H207ZM237 225H235L236 227H237ZM238 225V226H239ZM262 225H264V224H262ZM36 226V227H35ZM50 226V227H49ZM88 226V227H87ZM102 226V225H101ZM119 226V225H118ZM117 226V227H118ZM121 226V225H120ZM163 226V225H162ZM5 227V228H4ZM53 227H56V228H53ZM92 227V226H91ZM149 227H151L150 225H149ZM153 227V226H152ZM211 227V228H210ZM215 227H216V225H215ZM215 227H214V229H215ZM50 228V229H49ZM61 228V229H60ZM89 228V229H88ZM93 228V227H92ZM105 228L107 229V232H108V230H112V233L111 234H109L110 232H108L106 235H105V233L106 232H102V231H105ZM177 228V227H176ZM183 228V227H182ZM186 228V227H185ZM221 228V229H220ZM228 228V229H227ZM234 228V227H233ZM256 228V230H254ZM85 229V230H84ZM135 229V230H134ZM179 229H180V227H179ZM188 229V230H189ZM203 229H206V230H208L207 229V227H204V228H202V230H200L201 232L203 231ZM217 229V228H216ZM224 229L225 230H227L226 232L224 231ZM259 229H264V228H259ZM29 230H31V231H29ZM49 230V232L50 233H48V234H50L49 235V238H50V240H49V238H48V236H46L47 237V239H46V241H43V236L42 235H45L46 233H47V231ZM51 230H52V232H51ZM70 230V231H69ZM87 230V231H86ZM110 230V231H111ZM124 230L127 232H125L124 233ZM188 230H186L185 229V232L186 231H188ZM247 230V231H248ZM29 231V232H28ZM66 231V232H65ZM98 231V232H97ZM177 231V230H176ZM175 231V232H176ZM179 231V230H178ZM215 231V232H216ZM26 232V233H25ZM42 232V233H41ZM90 232V234H88ZM200 232V233H201ZM29 233V234H28ZM52 233V234H51ZM56 233V234H55ZM65 233V234H64ZM92 233V234H91ZM101 233V234H100ZM172 233V234H171ZM182 233V232H181ZM204 233V232H203ZM232 233H235V234H233L232 235ZM26 234V235H25ZM47 234V235H48ZM58 234V235H57ZM70 234V235H69ZM109 234V235H108ZM153 234V233H152ZM152 234H150V235H152ZM177 234V233H176ZM180 234V233H179ZM179 234H177L178 236H180L181 237V239H183V238H185L186 239V237H187V234H188V232H187V234H184V235H186L185 237H182L181 235H179ZM199 234V233H198ZM209 234V235H208ZM213 234L214 235V237H213V235L211 236V235ZM244 234H243V236H244ZM30 237H29V236ZM42 236V241L43 242H41V243H43V245H46L47 246V244L49 245V244H52L53 246V248L56 250H52V249H50L51 251H49L48 249L49 248H47V249H42L43 247V245H41L40 243H39V241H41L39 238H41V236ZM132 235V236H131ZM159 235H161L160 233H159ZM177 235H172V236H174V238L175 237H177ZM182 235H183V233H182ZM206 235L208 236L207 238H206ZM217 235V234H216ZM21 236H24V238H21ZM27 236H28V238H27ZM36 236V238H33V237H35ZM40 236V237H39ZM162 236V235H161ZM209 236H211V237H213L214 239H212L211 237H209ZM223 236V237H224ZM232 236H234V238H236V240L235 239H233V237ZM8 238V241H7V238ZM45 237V238H46ZM53 237H54V239H53ZM58 237V238H57ZM111 237V238H110ZM179 237V238H180ZM189 237H191L190 239H189ZM201 237V238H200ZM203 237H205V239H203ZM221 237V236H220ZM21 238V239H20ZM30 238H32V240H33V242L31 241V239ZM109 239L107 242H106V240L107 239ZM173 238V237H172ZM178 238V237H177ZM177 238H175V240H173V243H175L174 241H176V243L177 242H179V240L177 239ZM12 239V240H11ZM14 239V240H15ZM22 239H24V240H22ZM28 239V245H29V247L30 248H32L33 247V249H31V250H35V252H34V254H35V258L33 257V253H30V251H27V249H25V247H27L28 245H26V243L24 242L23 244L24 245H22V243H21V241L23 242V241H26ZM140 239H142V240H140ZM177 239V240H176ZM181 239H180V241H181ZM185 239H184V242H185ZM7 242H6V241ZM13 240V241H14ZM17 240V239H16ZM21 240V241H20ZM54 240V241H53ZM70 240V241H69ZM117 240V241H116ZM152 240V241H153ZM166 240V239H165ZM172 240V239H171ZM74 242V245H73V242ZM128 241V242H127ZM203 241V242H202ZM37 242H38V244H37ZM64 242V243H63ZM69 242V243H68ZM88 242V243H87ZM143 242V243H142ZM150 242V243H149ZM190 242V244H192ZM198 242V243H197ZM203 244H202V243ZM218 243H219V241H217ZM8 243V244H9ZM68 243V244H67ZM108 243H109V246H108ZM124 243V244H123ZM129 243V244H128ZM175 243V245H177ZM195 243H197L198 245H196ZM207 243V242H206ZM3 244H5V245H3ZM86 245V247L84 246V245ZM105 244V245H104ZM121 244H123V245H121ZM180 244H182V245H180ZM185 244H186V242H185ZM192 244V245H193ZM240 244H242V245H240ZM19 245V247H21V249L19 248V247H17ZM58 245H57V248H61V247H58ZM68 245H71V246H69V247H67ZM79 245V246H78ZM82 245V246H81ZM118 245V246H117ZM187 245H189V241H188V244ZM193 245V246H194ZM247 245V244H246ZM40 248V246H41V248H40V250H41V252H42V250H43V252H46V254L48 253V254H50L52 251V254L56 257V259H54V258H50L49 260H46V257H45V260H44V256L42 255V256H38V255H40V253L41 252H38L37 253V248L38 247ZM66 246V247H65ZM73 246H74V248H73ZM82 247L83 248V250H84V252L86 253H88L89 251H90V253H93L91 256L94 258L93 259V261H91L92 259L90 258V256L89 257H87L86 258V256H87V254H85L86 256L85 257H83V254H82V258H81V253H79L80 251H79V247ZM84 246V247H83ZM117 246V247H116ZM126 246V247H125ZM131 246H132V249H131ZM169 246H170V248H171V252L170 251H168L169 250ZM179 246H182V247H185L186 248V245L184 246V244H183V242L181 243H179L178 244V247ZM191 246V245H190ZM190 246H187L188 248H186V251L188 250V252H190L191 250L193 251V248L195 249V246L193 247V246H191V250H190ZM205 246V245H204ZM207 246V245H206ZM209 246V245H208ZM207 246V247H208ZM243 246V248H244V250L242 249V248H240V247H242ZM14 247H15V250L17 251H15V250H13L14 249ZM23 247V248H22ZM29 247H28V249H29ZM45 247V246H44ZM72 247V248H71ZM145 247H147V248H145ZM206 247V248H207ZM238 247V248H237ZM46 248V247H45ZM64 248V249H63ZM66 248V249H65ZM67 248H68V251H67ZM69 248H71V250H69ZM82 248H80V250L82 249ZM106 248V250H108V255L109 256H107L106 255V259L105 258H102V257H105V256H102L104 253V251H106V250H104ZM114 248H116V249H114ZM133 248H134V250H135V252H134V250H133ZM161 248H163L162 249V251H160V249ZM180 248V247H179ZM25 251H24V250ZM126 249V250H125ZM173 249V250H172ZM200 249H199V251H200ZM215 249V248H214ZM238 249V250H237ZM14 251V252H16L17 254L18 253H20V255L18 254H16L15 256L16 257H11L10 258V256H11V251ZM40 250H38V251H40ZM76 250H78V251H76ZM83 250H82V253H83ZM159 250V251H158ZM176 250H177V247H176ZM176 250L174 251V253H176L177 255H178V251L176 252ZM180 250H181V248H180ZM179 250V251H180ZM184 250V251H183ZM196 250V249H195ZM198 250V249H197ZM4 251V252H5ZM73 251V252H72ZM75 251L77 252L76 254H75ZM155 251L157 252V253H159V256H161L160 257V259L158 258V256H157V253H155ZM182 251L183 252H185V249L184 248H182ZM213 251V252H212ZM230 251V252H229ZM13 252V253H14ZM29 254H31L30 256H28L27 254L28 253ZM58 252V253H57ZM64 252H67L68 254H64ZM70 252V253H69ZM119 252H120V257H119ZM182 252V253H183ZM229 252V253H228ZM12 253V254H13ZM23 253V254H22ZM27 253V254H26ZM75 255H74V254ZM105 253H107V252H105ZM126 253V254H125ZM162 253V254H161ZM193 252H191L190 254H192ZM196 253H197V251H196ZM194 253V254H192L191 256H190V254H188L189 256H186V252H185V254L183 255V257L181 258L182 259V261H180L181 259H180V257H181V255H180V257H177V258H175V256H174V262H173V264H176V262L178 261H176L175 259H178L179 258V264H183V263H185V262H187L188 264H192L193 262H194V264L195 263H197V264H199L200 262H199V260H201L202 262L204 261V263L203 264H210V262H211V260H204V254L203 253ZM227 253V254H226ZM233 253V254H232ZM5 253H3V255H4ZM25 254H26V257H25ZM41 254H43V253H41ZM51 254V255H52ZM64 254V255H63ZM77 254H79L78 256H77ZM89 254V253H88ZM102 254V255H101ZM122 254H123V256H122ZM135 254V255H134ZM179 254H181L180 252H179ZM203 255L202 256V258L200 259V256L201 255ZM219 254H221V255H219ZM229 254H230V256L231 257H229ZM243 254H245V253H243ZM9 255V256H8ZM52 255V256H53ZM56 255H58V256H56ZM74 255V256H73ZM90 255V254H89ZM113 255V257H115ZM152 255H155V256H152ZM176 255V256H177ZM196 255H199V259H197V262H195V259L196 258H198V256L197 257H195ZM13 256V255H12ZM47 256V255H46ZM77 256V257H76ZM134 256H135V258H134ZM138 256V257H137ZM164 256V257H163ZM179 256V255H178ZM222 256V257H221ZM225 256V257H224ZM234 256V257H233ZM240 256V257H239ZM23 257H24V259H23ZM73 257H74V259H73ZM112 257V256H111ZM112 257V258H113ZM168 257V258H167ZM191 257L192 258H195V259H191ZM206 257V256H205ZM226 257H228V258H226ZM13 258V259H12ZM19 258V259H18ZM22 258V259H21ZM34 259V260H32V259ZM49 258V257H48ZM47 258V259H48ZM81 258V259H80ZM164 260H163V259ZM167 258V259H166ZM171 258V260H172V257H170ZM188 258H190V260H192L191 262H189V259ZM220 258V259H219ZM102 259V260H101ZM115 259V258H114ZM113 259V260H114ZM117 259V258H116ZM158 259V260H157ZM203 259V260H202ZM11 260V261H10ZM31 260V261H30ZM62 260V259H61ZM66 262H65V261ZM82 260V261H81ZM85 260H87V261H85ZM94 260H96V261H94ZM105 260H107V261H105ZM110 260H112L111 258H110ZM118 260V259H117ZM135 260V261H134ZM137 260V261H136ZM160 260V261H159ZM168 260H170V259H168ZM194 260V261H193ZM222 260V261H221ZM34 261V262H33ZM37 261H39V263L37 262ZM46 261V262H45ZM52 261V262H51ZM72 261V262H71ZM74 261V262H73ZM85 261V262H84ZM130 261H129V263H130ZM162 261H163V263H162ZM210 261V262H209ZM211 262V264L213 263H216V262ZM5 262V263H4ZM32 262V263H31ZM41 262V263H40ZM71 262V263H70ZM104 262H106V263H104ZM118 261H115V263H113V264H116ZM119 262H122V261H119ZM158 262V263H157ZM160 262V263H159ZM172 262H170V263H172ZM183 262V263H182ZM202 262H201V264H202ZM234 262V263H233ZM249 262V263H248ZM111 263H112V261H111ZM128 264V260L127 261H125V262H123V264ZM165 263V264H166ZM169 263V262H168ZM1 264V263H0ZM121 264V263H120ZM186 264V263H185Z\"/></svg>",
	"mask_w": 264,
	"mask_h": 264
}]
</instances>
